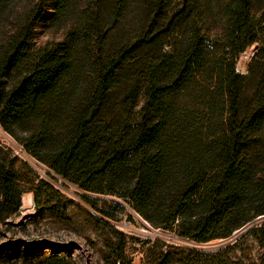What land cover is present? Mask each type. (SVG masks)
Instances as JSON below:
<instances>
[{"label": "trees", "instance_id": "trees-1", "mask_svg": "<svg viewBox=\"0 0 264 264\" xmlns=\"http://www.w3.org/2000/svg\"><path fill=\"white\" fill-rule=\"evenodd\" d=\"M8 1L0 0L4 127L55 106L78 57L88 59L89 100L71 105L69 133L47 145L42 118L28 139L54 173L86 189L117 183L137 213L187 238L228 236L264 215V0H91L79 36L33 51L35 24L65 0H30L15 16L1 12ZM130 12L138 27L119 35ZM251 45L240 74L234 63ZM11 71L18 76L6 82ZM116 94L113 119L105 110ZM41 187L53 188L41 178L36 201ZM19 204L12 170L0 166V218Z\"/></svg>", "mask_w": 264, "mask_h": 264}, {"label": "rangeland", "instance_id": "rangeland-1", "mask_svg": "<svg viewBox=\"0 0 264 264\" xmlns=\"http://www.w3.org/2000/svg\"><path fill=\"white\" fill-rule=\"evenodd\" d=\"M107 2L103 0L102 6ZM89 3L91 0H65L52 17L48 14L54 9L49 7L35 24L30 50L52 48L66 34L79 36L80 16L93 15V5L88 7ZM29 4L30 0H11L1 12L15 16ZM97 10L103 24V9ZM136 20L132 12L127 14L116 27L119 35L134 32ZM3 24L6 22L0 30H7ZM78 58L71 76L62 80L61 96L55 106L43 103L24 120L6 123L7 128L0 122V166L12 170L20 191L18 208L0 218V264H264V215L256 216L228 236L206 241L183 237L177 229H164L137 213L126 198V188L104 178L95 188H82L54 173L49 157L42 151L39 155L33 153L28 139L30 133L40 129L42 118L45 142L55 145L69 133L66 115L71 105L89 100L88 92H83L90 83L88 59L84 55ZM250 59L241 52L234 63L235 70L246 74ZM17 72L11 71L5 81L15 79ZM117 96L112 99L115 106H106V117L119 116ZM141 103L138 95L132 109ZM41 178L53 188H39L36 201L34 189Z\"/></svg>", "mask_w": 264, "mask_h": 264}, {"label": "built area", "instance_id": "built-area-1", "mask_svg": "<svg viewBox=\"0 0 264 264\" xmlns=\"http://www.w3.org/2000/svg\"><path fill=\"white\" fill-rule=\"evenodd\" d=\"M254 50H255V48H254L253 45L249 46L245 51H243L244 56H245L246 58H247V57L250 58V57L253 55Z\"/></svg>", "mask_w": 264, "mask_h": 264}]
</instances>
